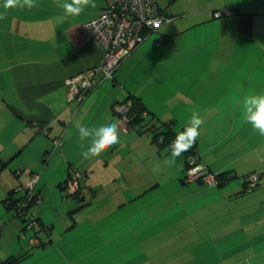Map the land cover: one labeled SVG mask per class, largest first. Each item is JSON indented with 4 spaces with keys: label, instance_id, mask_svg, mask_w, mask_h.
<instances>
[{
    "label": "crops",
    "instance_id": "obj_1",
    "mask_svg": "<svg viewBox=\"0 0 264 264\" xmlns=\"http://www.w3.org/2000/svg\"><path fill=\"white\" fill-rule=\"evenodd\" d=\"M155 1L171 20L82 104L69 103L65 82L103 61L82 24L99 15L104 0L73 17L53 0L34 9L0 6V222L3 236L5 228L14 233L9 250L0 244V264L12 255L21 257L17 264H264V184L249 191L243 181L264 173V136L243 115L244 98L264 93V0ZM224 11L232 13L213 15ZM129 95L178 133L197 113L204 121L199 159L234 177L221 186L187 182L183 155L166 171L171 153L114 111ZM34 122L49 134L36 133ZM111 122L119 124L120 142L84 159L90 141L82 146L79 126ZM55 137L62 145L44 166ZM23 151L13 166L17 179L9 164ZM76 169L91 178L80 194L67 195L62 183ZM40 171L35 189L43 203L30 214L46 227L21 240L23 220L10 218L4 199L13 189L22 195ZM39 240L45 244L36 246Z\"/></svg>",
    "mask_w": 264,
    "mask_h": 264
},
{
    "label": "built area",
    "instance_id": "obj_2",
    "mask_svg": "<svg viewBox=\"0 0 264 264\" xmlns=\"http://www.w3.org/2000/svg\"><path fill=\"white\" fill-rule=\"evenodd\" d=\"M231 13V11H224L213 13V15L221 17ZM170 20L171 17L155 0H104V6L99 15L82 24L87 40L104 51L103 61L66 80L68 101L71 104H82L90 92L103 81L114 78L119 65L147 38L149 33L158 31ZM129 109L130 103L116 106V110L124 115L122 118L126 121L128 119L125 115ZM30 127L37 133L49 134V128L42 123L34 122L30 124ZM53 142L54 150L46 154L44 166L62 145L60 137L55 138ZM188 164L185 181H203L209 185H219L218 172L210 170L199 158L190 157ZM40 176L39 172L32 175L26 190V197L19 203L21 214H25L27 229L34 227L37 222L26 214V210L23 212V209H26L33 201L37 205L43 203V195L35 189ZM90 178L89 172L84 173L76 169L72 171L62 187L67 189L68 193L77 195L81 193L82 181ZM243 181L248 183L247 189L252 191L262 185L261 181H264V176H261V173H254L248 175ZM21 237L24 238V234H21ZM34 241L38 242L37 238Z\"/></svg>",
    "mask_w": 264,
    "mask_h": 264
},
{
    "label": "clouds",
    "instance_id": "obj_3",
    "mask_svg": "<svg viewBox=\"0 0 264 264\" xmlns=\"http://www.w3.org/2000/svg\"><path fill=\"white\" fill-rule=\"evenodd\" d=\"M39 0H0V6L5 10L10 8L34 9L38 6ZM56 7L63 10L65 16L73 17L82 14L87 8H95V0H53ZM4 13H0V20H4ZM243 115L247 123L258 132L260 136H264V93L252 94L246 96L243 100ZM204 123L203 119L193 113L190 125L183 132L177 134L176 140L170 145L171 156L166 161L173 164L175 158L180 156L182 152L190 149L200 135V126ZM79 140H89L90 144L81 156L84 159L99 156L102 151L120 142V127L118 122L96 126H79ZM159 166L153 168V172H158Z\"/></svg>",
    "mask_w": 264,
    "mask_h": 264
},
{
    "label": "trees",
    "instance_id": "obj_4",
    "mask_svg": "<svg viewBox=\"0 0 264 264\" xmlns=\"http://www.w3.org/2000/svg\"><path fill=\"white\" fill-rule=\"evenodd\" d=\"M126 103H130V109L125 115L126 118L128 119L129 126L141 134H144V133L151 134L152 135V141L158 147L159 151L160 152L165 151L166 153L170 154L172 152L170 145L172 144L173 141L176 140V137L178 134V132L173 129V126H171V123L164 122V121H161L158 118H156L155 115L153 114V112L150 111L149 109H147V107L145 106V104L143 103L141 98H138L134 95H129L126 99H124L120 102H117L113 105L114 111L117 112L120 117H123L124 115L120 114L116 110V106L117 105H123ZM55 138H57V137H55ZM55 138H53V140ZM50 152L51 151L47 152V154ZM181 155H183L184 159H185V176H186V170L189 167V164H188L189 158L192 156L199 158L198 153H197L196 142L193 144V146L190 149L182 152ZM5 166H6V163H4V164L2 163V165H0V171ZM71 174H72V172H70L69 176L66 178L65 181L68 180V178L71 176ZM229 174H230V172H218L219 186L225 185L230 179H232L234 177L233 175H229ZM261 176H264V173H261ZM183 179H185V178H183ZM260 179H262V178H260ZM65 181L62 183V185L65 183ZM261 184H264V181H261ZM245 186L247 188L248 183H245ZM26 190L22 195L18 196L17 190L13 189L8 193V196L4 199V203L7 207V209H9L13 212V216L20 218L24 222H25V214L24 215L21 214L19 203L21 201H24V199L26 197L25 196ZM33 205H37V204H35L34 201L31 202L26 207V209L25 208L23 209V212H25V210H26L27 211L26 214H29L30 218L32 220L34 219V221H36L37 224H35V226L32 227L31 229H27V225H25L27 222H25V224L22 227V234H24V239H27V231L35 230L33 232H34V234H36L39 230H42V228L44 229L46 227L40 218L34 217L30 214V208ZM38 226H39V228L37 229ZM33 237H32V240L34 241L35 238H33ZM42 244H45V242H42L39 240V243H37L36 246H39ZM20 259H21V257L12 255V256L8 257L6 260L2 261L1 264H17V262Z\"/></svg>",
    "mask_w": 264,
    "mask_h": 264
},
{
    "label": "rangeland",
    "instance_id": "obj_5",
    "mask_svg": "<svg viewBox=\"0 0 264 264\" xmlns=\"http://www.w3.org/2000/svg\"><path fill=\"white\" fill-rule=\"evenodd\" d=\"M39 135H44V134H42V133H39ZM28 149V148H27ZM60 150V149H59ZM58 150V151H59ZM27 152H28V155H32V154H35V152L32 150V149H28V150H26ZM21 152V153H19V155H18V157H16L15 159H13V161L12 162H14V163H11V164H9V166H12V170H11V172L13 173V175H14V171H16V170H19V169H17V168H15V167H13V166H15L16 164H17V162H20V161H22L26 156H27V152ZM57 151V152H58ZM9 150H5V152H4V154L3 155H5V156H9ZM45 158H46V155H44L43 157H42V162L43 163H45L44 162V160H45ZM181 158V157H180ZM173 165V164H172ZM165 170L167 171L168 169H172V167H169V164L168 163H166V165H165ZM21 169H22V167H21ZM8 171H10V170H7V172L4 170V174L3 175H8L7 173H9ZM18 172H21V171H18ZM39 173H41V171L39 172ZM9 176V175H8ZM17 179L18 178H20V177H18L17 176V174H16V172H15V175H14ZM184 176H185V172H184ZM183 176V177H184ZM161 181V180H160ZM162 184V183H161ZM163 185H166V187H171V185H172V182H170L169 181V179L168 178H165L164 179V183H163ZM59 188H61L60 186H57V189H59ZM163 188V187H162ZM2 191V187H0V192ZM56 190H53V192H54V194L56 193L55 192ZM67 195H68V190L67 189H65L64 188V190H63ZM172 195V194H171ZM170 195V196H171ZM0 213H1V206H0ZM10 215H11V217L10 218H12V216H13V212H11L10 213ZM12 219H15V220H17V217H15V218H12ZM23 225L25 224V222L23 221V223H22ZM26 225V224H25ZM5 226H8V224H6ZM11 227H12V224H11ZM3 228H4V223L3 222H0V239H2V242L0 243L1 244V250L3 251V250H9V248H10V246H12L11 244V240L8 238V236H9V234H11L12 236H13V232H11L10 231V229L9 228H5V231H6V235L5 236H3ZM30 231V230H29ZM29 231H27V234H28V232ZM21 234H22V229L19 231V234H18V236H20V238H18V239H24L23 237H21ZM16 238H17V233H16ZM24 241V240H23ZM16 242H17V239H16Z\"/></svg>",
    "mask_w": 264,
    "mask_h": 264
}]
</instances>
